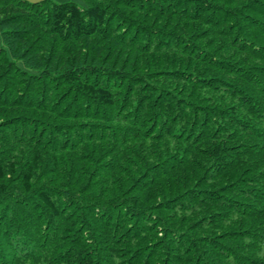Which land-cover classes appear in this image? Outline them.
<instances>
[{
	"label": "trees",
	"instance_id": "obj_1",
	"mask_svg": "<svg viewBox=\"0 0 264 264\" xmlns=\"http://www.w3.org/2000/svg\"><path fill=\"white\" fill-rule=\"evenodd\" d=\"M0 264H264V0H0Z\"/></svg>",
	"mask_w": 264,
	"mask_h": 264
},
{
	"label": "rangeland",
	"instance_id": "obj_2",
	"mask_svg": "<svg viewBox=\"0 0 264 264\" xmlns=\"http://www.w3.org/2000/svg\"><path fill=\"white\" fill-rule=\"evenodd\" d=\"M33 1H36V0H33ZM56 1H58V0H56ZM77 1H79V0H77Z\"/></svg>",
	"mask_w": 264,
	"mask_h": 264
}]
</instances>
